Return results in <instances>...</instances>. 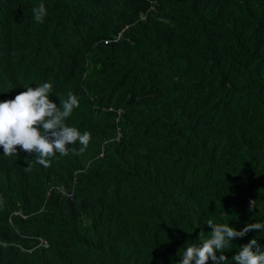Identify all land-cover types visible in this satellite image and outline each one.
<instances>
[{"label":"trees","instance_id":"trees-1","mask_svg":"<svg viewBox=\"0 0 264 264\" xmlns=\"http://www.w3.org/2000/svg\"><path fill=\"white\" fill-rule=\"evenodd\" d=\"M45 82L91 139L0 146V264H179L209 219L264 223V0H0V101Z\"/></svg>","mask_w":264,"mask_h":264},{"label":"clouds","instance_id":"clouds-1","mask_svg":"<svg viewBox=\"0 0 264 264\" xmlns=\"http://www.w3.org/2000/svg\"><path fill=\"white\" fill-rule=\"evenodd\" d=\"M33 13L37 22H43L47 14L45 5L40 4L33 9ZM25 88L26 91L17 94L14 99L0 101V146L3 147L4 155L12 156L17 153L19 146L29 155L35 153L36 162L48 167L49 158L57 153L68 155L67 146L74 145L77 141L81 146L79 149L72 147L71 151L75 155L82 154L88 147L91 134L87 131L81 134L77 128L64 122L70 117L73 109L79 107L77 96L69 93L66 100L60 99L58 106L49 98L53 88L50 82L42 83L35 88ZM25 170L31 171V165ZM59 190V193L66 191ZM73 190L74 188L68 196H72ZM249 204V211L256 209V200H250ZM11 215L26 218L21 209L12 211ZM207 225L212 228L210 236L206 237L204 232L200 231V243L187 246L182 254L178 253L182 257L179 264H208L210 259L214 264H228L229 259L224 255V250L230 247L234 239L242 238L250 231L264 229V223L260 222L248 223L239 231L228 224L214 223L212 219L207 220ZM37 240V246L43 248L48 246L46 240L40 237ZM217 251L221 253L219 256ZM232 260L235 264H264V250H261L257 240L253 238L240 247Z\"/></svg>","mask_w":264,"mask_h":264},{"label":"built area","instance_id":"built-area-1","mask_svg":"<svg viewBox=\"0 0 264 264\" xmlns=\"http://www.w3.org/2000/svg\"><path fill=\"white\" fill-rule=\"evenodd\" d=\"M44 245H46V244L44 243Z\"/></svg>","mask_w":264,"mask_h":264}]
</instances>
